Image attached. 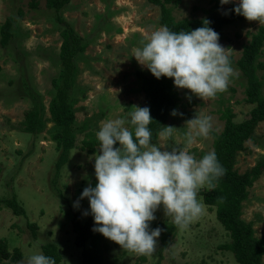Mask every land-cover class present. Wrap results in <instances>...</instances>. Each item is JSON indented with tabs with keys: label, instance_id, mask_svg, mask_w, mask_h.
<instances>
[{
	"label": "rangeland",
	"instance_id": "374dc122",
	"mask_svg": "<svg viewBox=\"0 0 264 264\" xmlns=\"http://www.w3.org/2000/svg\"><path fill=\"white\" fill-rule=\"evenodd\" d=\"M46 1L0 0V28L9 17L14 18L12 39L6 46L0 45V240L7 243L9 250L18 248L22 253V259L11 264H24L31 252H43L46 244L57 247L59 264H81L83 249L75 244L72 218L79 213L84 221L88 203L80 200L79 207L73 208V202L78 198L77 190L93 179V155L98 154V146L93 154L82 148L81 134L68 163L56 171L59 154L48 133L52 126L48 108L54 94L52 79L60 71L64 25L47 8ZM229 5H222L221 11ZM170 6L176 20L202 18L211 0H180ZM61 18L86 46L77 58L79 74L72 92L77 121L87 122L89 131L94 133L108 119L122 118L127 123L133 106L147 104L138 74L150 72L132 56L133 50L161 26L159 6L148 0H71L61 11ZM260 26L264 23L236 21L224 28L219 43L234 70L228 87L204 100L195 96L189 100L185 93L190 90L176 88L180 97L177 112L183 115L170 117L166 125L176 127L173 135L167 139L159 137L155 144L167 150L186 148L200 158L213 151V133H221L224 128L222 110L230 108L237 122L249 115L252 106L246 102L245 78L236 62L251 33ZM260 61L264 63V51ZM259 75L264 81V71ZM36 104L43 106L48 127L34 135L24 131L23 121L25 113ZM195 114L210 116L212 131L207 138L196 137L186 146L185 121ZM246 147L236 159L239 173L264 161V123ZM205 188L197 193L201 214L184 229L177 228L158 206L150 229L159 223L174 227L166 246L159 235L154 252L138 256L103 237L99 244L101 264H238L232 253L220 248L230 242V236L217 220L215 208L203 202L200 192ZM11 199L24 208L25 215L14 214L6 204ZM242 219L253 224L255 237L264 235V171L249 189ZM30 223L37 225L35 237Z\"/></svg>",
	"mask_w": 264,
	"mask_h": 264
},
{
	"label": "clouds",
	"instance_id": "9594fccd",
	"mask_svg": "<svg viewBox=\"0 0 264 264\" xmlns=\"http://www.w3.org/2000/svg\"><path fill=\"white\" fill-rule=\"evenodd\" d=\"M229 3L234 4L233 13L264 23V0H219L220 5ZM223 14L227 15L228 10ZM132 57L157 80L162 76L171 78L174 87L190 90L185 93L189 100L192 96L204 100L225 91L234 73L225 48L219 43V34L207 21L201 27L179 32L161 25L133 50ZM132 108L127 123L122 118L108 119L95 132L96 183L83 188L73 208H78L79 201L86 198L88 209L83 215H91V231L138 256H150L161 232L159 227L150 229L158 206L177 228L188 227L202 212L198 191L203 187L213 189L225 169L214 151L196 158L186 148L167 150L152 143L149 108ZM170 115L183 114L172 109ZM185 125L186 146L196 137L207 138L212 131L208 115L195 114ZM175 128L161 126L158 135L167 139ZM39 244L37 241V249ZM24 264L56 261L37 250L26 257Z\"/></svg>",
	"mask_w": 264,
	"mask_h": 264
},
{
	"label": "trees",
	"instance_id": "16d2710c",
	"mask_svg": "<svg viewBox=\"0 0 264 264\" xmlns=\"http://www.w3.org/2000/svg\"><path fill=\"white\" fill-rule=\"evenodd\" d=\"M150 3L159 6L161 25H166L170 30L179 32L193 30L208 22V26L219 34L223 39L224 28L236 21H248L244 17L231 11L233 3L228 6V14L221 11L222 5L219 0H211L210 8L205 10L206 15L202 18H185L176 20L173 16V7L180 0H148ZM71 0H47V8L53 10L60 23L64 25L61 32L62 44L60 47V71L52 79L54 94L50 100L48 112L50 114L51 128L48 133L51 140L56 143L58 159L55 165L56 171H60L69 161L71 151L76 147L77 137L84 135L82 148L93 154L96 151L98 142L95 133L89 131L87 122L79 123L76 117V100L72 97L73 89L76 86L79 70L77 58L84 51L85 45L76 32L69 27L61 18V11L69 5ZM34 6V4H33ZM14 18L9 17L0 28V45L6 46L13 37ZM264 51V26H260L251 33L250 40L243 47L242 55L236 62L238 70L245 78L246 102L252 106L249 115L242 121H235V115L230 108L221 111V119L224 121V128L221 133H213V151L219 163L225 169L224 175L215 182L213 189L207 187L200 193L203 202L215 208L216 218L229 233L230 242L220 246L234 256L238 264H262L264 259V235L255 237L253 224L242 219L243 203L248 200L249 189L261 177L264 171V161H259L254 167L244 173L235 169L236 159L239 153L247 150L246 143L256 138L257 128L264 123V81L259 73L264 71V63L261 56ZM142 89L147 98L146 106L152 118L148 125L151 131V142L156 143L161 126L167 124L170 119V111L178 108L180 97L176 87L172 84L171 78L161 77L159 80L151 74L139 72ZM48 122L44 115V108L41 105H34L25 113L23 129L27 133L41 134L47 130ZM118 145H114L116 147ZM95 177L89 184L95 186ZM83 189L77 190V196ZM87 201L86 198L81 199ZM88 203V201H87ZM15 215H25V210L15 199L7 200ZM88 209V205H87ZM86 209V210H87ZM85 210V211H86ZM75 214L72 218V230L75 234V244L82 248L81 264H101L100 241L103 236L91 231L93 220L91 215ZM36 236L37 225L29 224ZM160 236L163 246L169 242L174 232L172 225L159 223ZM106 246V245H104ZM45 255L54 258L56 264L60 263V255L54 244L43 246ZM22 259L21 250L15 248L9 250L8 245L0 240V264L16 263Z\"/></svg>",
	"mask_w": 264,
	"mask_h": 264
}]
</instances>
